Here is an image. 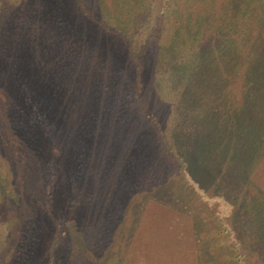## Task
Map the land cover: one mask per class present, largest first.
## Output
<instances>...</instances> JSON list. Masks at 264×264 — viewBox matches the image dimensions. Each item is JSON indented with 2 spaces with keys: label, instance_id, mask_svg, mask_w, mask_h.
Here are the masks:
<instances>
[{
  "label": "trees",
  "instance_id": "trees-1",
  "mask_svg": "<svg viewBox=\"0 0 264 264\" xmlns=\"http://www.w3.org/2000/svg\"><path fill=\"white\" fill-rule=\"evenodd\" d=\"M153 5L155 15L150 14L148 20L145 17L143 26L136 25L137 30L135 27L131 29L129 25L142 15L144 8ZM66 14L76 20L80 14L88 17L105 31L112 43L124 44L122 47L127 53L122 55L126 61L132 60L136 64L135 74L129 73L125 67L111 72L100 47L86 45L89 53L84 54L83 46H77V42L66 40L58 46V33L62 34L61 39L67 38L64 29ZM97 43L102 46L100 40ZM58 48L64 61L59 60V65L47 61L45 68L53 71L49 80L59 71V79L54 82L66 90L68 101L73 100L76 115L82 111L83 119L89 120L96 107L110 106L111 97L121 93L123 77L119 75H127L132 81L131 86L135 85L133 98L143 109L147 123H151L152 130H155L154 139L163 147V153L177 161L173 175L183 174L181 177L188 179L193 191L203 195L202 205L209 211L210 224L223 223L221 233L229 236L233 263L264 264V179L260 180L264 175V0H0V76L3 68H10L12 62H16L12 59L20 52L29 53V63L34 66L35 56L53 58L58 55ZM114 55L119 59L116 53ZM84 58V64L77 63L78 59ZM65 61L72 62L76 71L68 74L70 70L65 68ZM151 67L154 73L164 72V80L173 78V89L177 93H186L192 98L191 102H195L198 110L206 116L203 125L206 132L197 136L187 134V130L180 133L165 126V117L150 110L145 92ZM17 82H21L19 86L25 91L27 106L37 113L32 116L33 120L44 127L43 123L48 119L42 121L40 101L37 103L32 99L30 83L21 79ZM12 85L10 82L7 86L10 89ZM165 87L168 89V85ZM93 89L98 90V95L92 93ZM9 100L8 110L14 112L21 108L16 97L11 95ZM102 115L108 118L114 114L105 111ZM50 125L56 127V124ZM14 131L16 129H11L8 135L17 136ZM127 131L114 134L111 128H107L106 133L102 132V140L107 145L120 142L131 146ZM176 140L180 149H177ZM147 141L148 137L144 146L150 151L152 141ZM194 142L198 144V150L193 148ZM114 155L118 169L126 173L125 166L127 169L128 165L124 160L130 156L125 149L121 153L114 152ZM50 163L48 181L53 188L56 163ZM93 170L98 175V170ZM210 185L217 187L212 193L207 192ZM79 186L75 181L72 188L74 199H71L74 203L78 202V196L95 199L100 195L98 191L90 193ZM148 188L153 191L160 186L151 184ZM187 203L180 202L181 205ZM67 211L64 207L57 213L54 207H50L46 210L47 217L41 216L53 222L51 237L54 240L48 241V262L44 258L40 264H56V251L62 246L63 251L70 254L68 264H80L86 260L83 251L72 253L63 242L68 233L74 237L73 231L63 229L68 223ZM201 226L200 220L194 218L197 264H228L222 263L217 254L209 252L208 237L216 236L217 231H208L207 237H203L207 232L202 233ZM119 229L122 227L116 232ZM109 231L103 229L100 234L103 236ZM21 234L17 232L13 238L16 244L20 243L17 254L7 262L2 258L0 264H31L29 258L21 257ZM61 234L65 236L63 239ZM80 243L87 244V241ZM43 245L38 248L42 249Z\"/></svg>",
  "mask_w": 264,
  "mask_h": 264
},
{
  "label": "rangeland",
  "instance_id": "rangeland-1",
  "mask_svg": "<svg viewBox=\"0 0 264 264\" xmlns=\"http://www.w3.org/2000/svg\"><path fill=\"white\" fill-rule=\"evenodd\" d=\"M155 12V5L145 7L142 15L129 27L137 30L143 26L145 17L148 20V16L155 15ZM64 24L67 38L61 39L62 34L58 33V46L66 40L77 42V46H83L84 54L88 52L86 45L96 49L100 47L111 72L125 67L129 73L135 74L136 64L132 60L126 61L122 55L126 51L124 44L122 47L112 43L105 31L88 17L80 14L76 20L66 14ZM96 40H100L102 46ZM56 52L58 55L53 58L35 56L34 66L29 63V53L20 52L12 59L16 62L13 61L10 68H3L0 76V104L3 106L0 105V262L3 259L4 262L10 261L17 254L20 243L16 244L13 240L17 232H22L19 237L22 259L24 255L31 264H40L44 258L48 262V241L51 239V243L54 240L51 237L54 227L51 220L48 222L41 216L47 217V208L54 207L58 213L66 207L68 223L63 229L73 231L74 237L68 233L63 242L72 253H85L86 260L80 264H197L194 218L200 220L201 232H207L203 237H207L208 231H217L216 236L208 237L209 252L217 254L222 263L234 264L229 236L221 233L223 223L217 221L210 224L209 211L202 205L203 195L193 191L188 179L181 177L183 174L173 175L177 161L163 153V147L154 139L155 130H152L151 123H147L143 109L133 98L135 85L131 86L128 76L119 75L123 77L121 93L119 96L111 95V105L96 107L92 117L86 120L82 111L76 115L73 100L66 99V90L55 84L59 71L51 78L53 80H49L53 71L45 68L47 61L50 64L55 61L56 65H59V60L64 61L59 48ZM115 53L119 59L115 58ZM85 61L78 59L77 63L82 65ZM64 63L67 65L65 68L70 70L68 74L76 71L72 62ZM163 73H154L151 67L147 75L145 96L150 110L165 117V126L173 127L180 133L187 130V134L197 136L206 132L203 131L206 116L198 110L195 102H191L189 95L177 93L173 89V78L164 80ZM17 79L30 83L32 99L37 103L40 101L42 121L48 119L43 123L44 127L33 120L32 116L37 113L27 106L25 91ZM10 82L13 85L9 89L7 85ZM91 91L98 95L97 89ZM11 95L21 104V108L14 112L8 110ZM105 111L114 115L105 118L107 115H102ZM49 123L56 124V127ZM107 128H111L114 134L128 130L126 133L131 146L120 142L107 145L102 140ZM11 129H16L14 133L17 136L8 135ZM150 131L152 136L148 133ZM105 136L108 141V136ZM147 137V142L152 141L150 151L144 146ZM178 145L176 140L177 149H180ZM193 148L198 150V144L194 142ZM124 149L130 156L124 160L128 165L127 169L124 165L126 173L118 169L114 155V152L121 153ZM183 150L193 156L189 150ZM51 161L56 163L54 176H51L55 179L53 188L48 181ZM94 168L98 170V175ZM115 175L117 178H114ZM260 177V180L264 179V175ZM75 181L80 185L79 189L89 190L90 193L98 191L100 195L95 199L78 196V202L74 203L72 188ZM151 184L160 188L152 191L148 188ZM216 188L210 185L207 192L212 193ZM171 192L173 194L169 195ZM180 202L188 203L181 205ZM119 227L122 229L116 232ZM103 229H109V234L103 233L102 236L100 232ZM80 234V239H77ZM60 237L63 239L65 236L61 234ZM83 240L87 244H81ZM40 244H44L42 249L38 248ZM69 257L63 246L58 247L55 263L68 264Z\"/></svg>",
  "mask_w": 264,
  "mask_h": 264
}]
</instances>
